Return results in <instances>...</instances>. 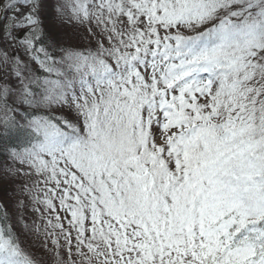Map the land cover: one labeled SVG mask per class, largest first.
I'll use <instances>...</instances> for the list:
<instances>
[{"label": "snow or ice", "instance_id": "obj_1", "mask_svg": "<svg viewBox=\"0 0 264 264\" xmlns=\"http://www.w3.org/2000/svg\"><path fill=\"white\" fill-rule=\"evenodd\" d=\"M9 134L0 264H264V0H0Z\"/></svg>", "mask_w": 264, "mask_h": 264}, {"label": "rangeland", "instance_id": "obj_2", "mask_svg": "<svg viewBox=\"0 0 264 264\" xmlns=\"http://www.w3.org/2000/svg\"><path fill=\"white\" fill-rule=\"evenodd\" d=\"M45 23L50 29H57L59 26V22L53 18L51 10H49ZM4 162V159L0 160V165L4 164ZM16 186L18 185L14 181L10 180L8 177H4L3 182L0 183V201H3L5 204L10 203L12 199V189ZM0 219L3 221V223L0 222V225L6 223L2 215H0ZM25 246L34 253L38 260H43L46 264H52V254L46 248L41 247L39 241L26 240Z\"/></svg>", "mask_w": 264, "mask_h": 264}, {"label": "trees", "instance_id": "obj_3", "mask_svg": "<svg viewBox=\"0 0 264 264\" xmlns=\"http://www.w3.org/2000/svg\"><path fill=\"white\" fill-rule=\"evenodd\" d=\"M16 141H17L16 136H14L12 134H9L8 136L0 135V152H2L5 145L12 144ZM5 155H6V153H4L3 155H0V160H3ZM0 222L3 223L2 220Z\"/></svg>", "mask_w": 264, "mask_h": 264}]
</instances>
